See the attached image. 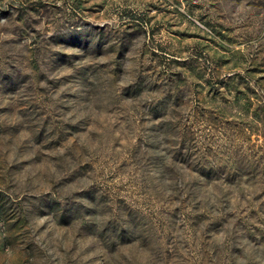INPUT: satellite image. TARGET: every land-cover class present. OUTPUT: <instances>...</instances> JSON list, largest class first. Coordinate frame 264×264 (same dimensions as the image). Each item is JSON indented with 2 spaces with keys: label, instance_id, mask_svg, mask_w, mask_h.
I'll list each match as a JSON object with an SVG mask.
<instances>
[{
  "label": "rangeland",
  "instance_id": "1",
  "mask_svg": "<svg viewBox=\"0 0 264 264\" xmlns=\"http://www.w3.org/2000/svg\"><path fill=\"white\" fill-rule=\"evenodd\" d=\"M0 264H264V0H0Z\"/></svg>",
  "mask_w": 264,
  "mask_h": 264
}]
</instances>
